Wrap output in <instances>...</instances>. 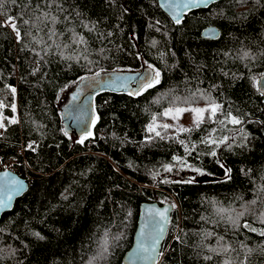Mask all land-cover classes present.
<instances>
[{
	"label": "trees",
	"instance_id": "trees-1",
	"mask_svg": "<svg viewBox=\"0 0 264 264\" xmlns=\"http://www.w3.org/2000/svg\"><path fill=\"white\" fill-rule=\"evenodd\" d=\"M0 25V164L30 180L0 219V264H123L145 201L175 205L160 264H264V0L180 23L159 0H3ZM149 65L158 84L97 94L93 136L65 135V90ZM210 100L220 109L199 127L148 131L167 107Z\"/></svg>",
	"mask_w": 264,
	"mask_h": 264
},
{
	"label": "water",
	"instance_id": "water-1",
	"mask_svg": "<svg viewBox=\"0 0 264 264\" xmlns=\"http://www.w3.org/2000/svg\"><path fill=\"white\" fill-rule=\"evenodd\" d=\"M220 1L222 0H207L206 3H198L196 6H191V0H159V5L173 22L177 23V19L182 22L191 12L206 9ZM185 4H189V7L185 8ZM202 35L206 39H218L220 31L212 26L206 28ZM152 69L147 66L138 71H105L98 73L99 76L93 74L86 76V79L83 81L79 80L70 93L69 101L60 108L63 126L67 134L80 137L83 132L92 131L93 127H90V121L94 115L96 116L94 100L97 94L105 91L128 93L131 90H135L139 86V81L137 80L138 74L141 76L149 74L152 72ZM258 88L264 94V73L259 77ZM81 112L84 113L82 121L78 120ZM13 179L22 181L24 190L12 194L8 207L0 205V219L4 213L14 208L17 199L21 198L30 187L29 179L20 176L17 172L11 169L0 170V200L5 199L9 194L10 181ZM170 205L173 204L170 202L160 204L158 201H145L140 205V215L133 244L125 253L123 264H160L162 247L169 231L174 207L170 208L166 214V220L164 221L165 231L159 239L155 251L149 250L144 252L141 250V245L143 244L144 248L149 249L152 245L151 233L155 222L149 220L150 210L158 209L163 211L164 209H169ZM156 219L158 220L159 217H156Z\"/></svg>",
	"mask_w": 264,
	"mask_h": 264
},
{
	"label": "snow or ice",
	"instance_id": "snow-or-ice-1",
	"mask_svg": "<svg viewBox=\"0 0 264 264\" xmlns=\"http://www.w3.org/2000/svg\"><path fill=\"white\" fill-rule=\"evenodd\" d=\"M12 2L14 3L15 0H12ZM206 2H207V0H191V6H196L198 3H206ZM184 7L188 8L189 4H185ZM2 8H3V0H0V9H2ZM14 21H15L14 17H9L8 21L6 23L10 24L11 28L16 33L17 39H20L21 38L20 31H19V28L17 27V25ZM176 22L179 23L180 20L177 19ZM25 23H27V21H25ZM0 26H2V25H0ZM85 27H87L86 24H85ZM79 42L80 43L84 42L83 37L79 38ZM149 68H152V66L149 65ZM96 76H99V74L97 73ZM84 79H86V78L85 77L80 78L81 81H83ZM137 80L139 81L138 88H136L135 90L129 91L128 92L129 95L139 96L144 91H146L147 89L154 87L156 84H158L160 82V72H159V70L153 68L152 72L149 74H146L143 76L138 74ZM11 92L14 94L16 92V89L11 88ZM74 99H75V97H74ZM0 107H4L2 102H0ZM11 107H12V110L14 112L16 110L15 104H12ZM219 109H220V105H218L214 102L209 103L207 108H193V109H191V111L196 114L195 121H194L196 126L199 127L200 123L203 122V114L206 111H208L210 113V118H215ZM185 110L186 109H183V108H176L174 110L175 115H173V109H167L164 111L163 115L173 116V118H175L176 116H179V114L184 112ZM83 115H84V113L81 112L80 116L78 117V120L82 121ZM225 119H227L232 124H240L241 123V120L239 118H237L236 116H233L230 112L227 114ZM98 120H99V116L94 115L91 118L90 127H94ZM153 120H155V117H153ZM9 122L10 123H16L17 121L13 118ZM220 123H224V121L221 120ZM4 126L5 125L3 123V117L0 116V128H3ZM162 127L169 128V127H171V125L165 124V125H162ZM148 131H150V132L155 131L154 124H149ZM179 131L188 132V131H191V129L181 127L179 129ZM65 135H67V132H65ZM156 135L159 136L160 133L156 132ZM92 136H93V132L91 130L85 131L80 135V138L77 140V143L83 144L85 140H87L89 137H92ZM224 139L226 140L227 137H225ZM204 142L205 143H212V144L216 143V141H214V140H206ZM223 142H224L223 140L220 141V143H223ZM181 143H183V141H181ZM34 144H35V142L29 143L27 145V147L29 149L35 151V148L33 146ZM193 147H195V146L193 145ZM211 154L215 155V152H213ZM173 159L178 160V161L180 160L179 157H174ZM164 170L170 172L172 170V165H165ZM184 182L185 183H192L193 180H185ZM10 184H11V187L8 189L9 194L7 195V197L5 199L0 200V205H2L3 207H8V202L12 199L13 193H19V192H22L24 190V184L22 181H17L15 179H13L12 181H10ZM172 207H175V205H170L169 209H164L163 211L158 210V209H151L150 210L149 220L155 222L153 229H152V233H151L152 245H151V248L149 249V248H144L143 244H142L141 245L142 251H144V252H147L149 250L155 251L156 245L159 243V239L161 238V236L163 235V233L165 231L164 221L166 220V214L170 210V208H172ZM156 217H159V219L157 220ZM245 227H248V225H245ZM153 259H155V258H153Z\"/></svg>",
	"mask_w": 264,
	"mask_h": 264
},
{
	"label": "rangeland",
	"instance_id": "rangeland-1",
	"mask_svg": "<svg viewBox=\"0 0 264 264\" xmlns=\"http://www.w3.org/2000/svg\"><path fill=\"white\" fill-rule=\"evenodd\" d=\"M9 24V23H7ZM10 25V24H9ZM73 88H69L67 90H65L61 96V99L59 101V106L60 108L65 105L68 101H69V97H70V93L72 92ZM213 101H204V102H199V103H193L191 106H171V107H167L165 110L167 109H173V115H175L174 110L176 108H183L186 109L184 112L180 113L179 116H176L175 118H173V116H165L163 115L164 111H162V113L160 114L159 118H156L151 124H154L155 127L157 126H162V125H171V127H169L171 130H173L174 132L179 131V129L181 127L183 128H192L195 127V117L196 114L194 112L191 111V109L193 108H207L209 103H212ZM215 103V102H214ZM217 104V103H216ZM208 111H206L203 114V120L206 119V115H207ZM2 132L1 128H0V133ZM9 169H12L10 166L8 167ZM13 170V169H12ZM171 203V202H170Z\"/></svg>",
	"mask_w": 264,
	"mask_h": 264
},
{
	"label": "built area",
	"instance_id": "built-area-1",
	"mask_svg": "<svg viewBox=\"0 0 264 264\" xmlns=\"http://www.w3.org/2000/svg\"><path fill=\"white\" fill-rule=\"evenodd\" d=\"M14 163V161H13V159H9V160H7V161H4V162H2L1 164H0V168L1 169H6V168H8L9 166H12V164Z\"/></svg>",
	"mask_w": 264,
	"mask_h": 264
},
{
	"label": "bare ground",
	"instance_id": "bare-ground-1",
	"mask_svg": "<svg viewBox=\"0 0 264 264\" xmlns=\"http://www.w3.org/2000/svg\"><path fill=\"white\" fill-rule=\"evenodd\" d=\"M28 179V178H27ZM30 181V180H29Z\"/></svg>",
	"mask_w": 264,
	"mask_h": 264
}]
</instances>
